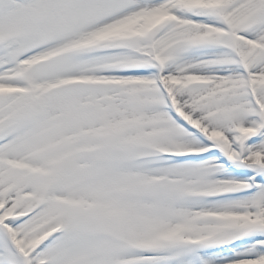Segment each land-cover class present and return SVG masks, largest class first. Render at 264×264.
I'll return each mask as SVG.
<instances>
[{
  "label": "snow or ice",
  "instance_id": "obj_1",
  "mask_svg": "<svg viewBox=\"0 0 264 264\" xmlns=\"http://www.w3.org/2000/svg\"><path fill=\"white\" fill-rule=\"evenodd\" d=\"M0 264H264V0H0Z\"/></svg>",
  "mask_w": 264,
  "mask_h": 264
}]
</instances>
